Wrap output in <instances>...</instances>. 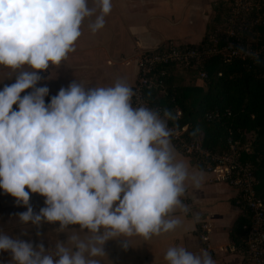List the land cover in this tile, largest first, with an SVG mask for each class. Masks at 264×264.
I'll return each instance as SVG.
<instances>
[{"label":"clouds","instance_id":"9594fccd","mask_svg":"<svg viewBox=\"0 0 264 264\" xmlns=\"http://www.w3.org/2000/svg\"><path fill=\"white\" fill-rule=\"evenodd\" d=\"M95 5L0 0V68L18 73L0 89V190L26 207L18 216L22 225L58 223L67 233L50 252L43 240L0 232L9 264H101L97 257L105 256L110 239L174 233L191 211L181 199L186 182L198 188L203 178L175 159L172 113L133 107L135 93L125 81L88 89L73 81L46 105L49 88L37 87L40 73L75 50L82 22L97 10L88 26L93 34L103 28L111 0ZM33 193L45 198L39 212L29 204ZM165 260L215 264L207 250L194 254L180 246L170 247Z\"/></svg>","mask_w":264,"mask_h":264},{"label":"crops","instance_id":"0c3cea01","mask_svg":"<svg viewBox=\"0 0 264 264\" xmlns=\"http://www.w3.org/2000/svg\"><path fill=\"white\" fill-rule=\"evenodd\" d=\"M226 0H111L112 9L104 19L103 28L93 34L89 23L99 10L81 24V36L74 42V51L69 52L59 65H50L40 73L37 87L49 88L45 103H50L63 87L73 81L85 89L111 87L117 80L132 87L136 78L134 57L138 51H150L167 42L198 44L211 21L215 8ZM90 8L95 0H88ZM10 75L0 68V89L15 82L18 73ZM32 89L25 90L21 97ZM13 105V110L16 109ZM171 140V138H170ZM177 162H183L190 175L203 174L200 187L186 182V191L181 197L191 211L183 217L182 227L174 233L144 239L139 236L108 240L104 245V257H97L101 264H168L165 255L170 247L180 246L199 254L207 250L215 264H242L241 249L233 250L228 231L233 219L242 212L235 190L221 178L220 169L205 170L196 167L188 155L180 152L171 140ZM44 197L33 193L29 204L34 212L44 207ZM15 198L0 190V232L15 238L43 243L53 251L57 240L66 241L67 233L58 231L59 224L44 223L37 229L22 225L18 216L26 211ZM176 215H181L179 212ZM199 220H194L195 216ZM207 221V241L198 236L199 223ZM78 228V226H70ZM26 233L22 235L21 233ZM39 233V235H38ZM207 244V247L205 246ZM9 252H0V264H9Z\"/></svg>","mask_w":264,"mask_h":264},{"label":"trees","instance_id":"16d2710c","mask_svg":"<svg viewBox=\"0 0 264 264\" xmlns=\"http://www.w3.org/2000/svg\"><path fill=\"white\" fill-rule=\"evenodd\" d=\"M228 1L215 8L198 44L205 41L208 31L221 24ZM240 42L259 49L258 55L242 59L232 57L228 61L218 54L212 55L202 62L200 68L193 63L183 67L166 66L162 89L147 87L144 97L150 105H159L164 111L171 112L176 104L181 114L169 122L180 131L181 137L198 140L204 149L221 152L228 137L237 141L240 160L250 167L256 180L255 192L264 201V26L250 25L241 34ZM199 69L205 72L203 86L176 84L179 73ZM207 111L217 112V116L205 120ZM188 157L192 164L203 169L199 159L193 155ZM242 208L228 231L233 250L243 247L242 225L248 222V213Z\"/></svg>","mask_w":264,"mask_h":264},{"label":"built area","instance_id":"2783aa9c","mask_svg":"<svg viewBox=\"0 0 264 264\" xmlns=\"http://www.w3.org/2000/svg\"><path fill=\"white\" fill-rule=\"evenodd\" d=\"M258 24L264 26V0H229L221 24L206 33L202 44L167 42L150 51H138L134 57L136 78L131 87L135 93L132 98L133 107L145 106L158 110L163 117V108L150 105L144 97V89H162L166 66L183 67L193 63L200 68L206 58L217 54L224 61L232 57L242 59L257 56L259 49H252L249 43H241L240 36L250 25ZM197 75L201 80L205 77V72L199 69ZM171 113L176 119L181 110L175 104ZM216 116L217 112L204 113L205 120ZM169 120L168 127L172 130L170 138L177 144L180 152L195 156L205 170L220 169V178L235 190L237 201L246 209L248 222L242 225L241 235L242 264H264V201L255 192L256 180L250 167L240 160L238 142L228 137L221 152L209 151L202 148L198 140H185L181 137L180 131ZM198 228L199 238L206 242L209 224L203 220ZM205 246L207 247L206 243Z\"/></svg>","mask_w":264,"mask_h":264},{"label":"rangeland","instance_id":"374dc122","mask_svg":"<svg viewBox=\"0 0 264 264\" xmlns=\"http://www.w3.org/2000/svg\"><path fill=\"white\" fill-rule=\"evenodd\" d=\"M177 85L180 86H188V85H197V86H203L202 85V79L200 80L197 71H184L178 74Z\"/></svg>","mask_w":264,"mask_h":264}]
</instances>
